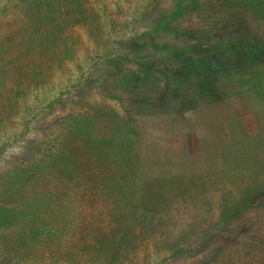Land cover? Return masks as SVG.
Returning a JSON list of instances; mask_svg holds the SVG:
<instances>
[{"label":"rangeland","instance_id":"obj_1","mask_svg":"<svg viewBox=\"0 0 264 264\" xmlns=\"http://www.w3.org/2000/svg\"><path fill=\"white\" fill-rule=\"evenodd\" d=\"M178 1L0 0V264H264V0H182L147 102L103 84ZM193 44L225 60L197 99L159 69Z\"/></svg>","mask_w":264,"mask_h":264},{"label":"trees","instance_id":"obj_2","mask_svg":"<svg viewBox=\"0 0 264 264\" xmlns=\"http://www.w3.org/2000/svg\"><path fill=\"white\" fill-rule=\"evenodd\" d=\"M181 2V4H179ZM176 4H179L176 6ZM175 6V10L170 14V13H165L162 17H159V20H157L156 22V27L155 28H146L145 31H143L142 33L138 34L137 36L131 35L127 38V40H125L123 43L125 45V47H127V49H131V48H135L137 47H141V50L143 52V54H140L139 56L142 57V60H138L137 59V55L136 54H132L130 51H112L105 59V63L101 66H111L113 67L115 73L110 77L109 80H107L106 82H102L103 84L109 85L112 84L113 82L115 83L114 87L117 89H122L123 91H126L130 88V90L133 91V95L135 96H124L121 97V99L126 98L128 100L131 101V103H135V106L144 104L147 102V100L149 99V96L146 95L145 93L140 92V88L139 86L145 83H150L149 81H151L149 74H145V77L143 76V74H140L139 76H134V74L132 75H128L130 73H133L132 71V66L134 65V63H139L141 65L140 70L141 72H145L147 70V72H150L153 70V66L156 65L154 60H150L148 58V60H144V56L145 55H150V53H155L159 48L162 49L165 46H167V40L164 39V35H166L167 33V29L168 27L172 26L173 27H177V24L179 23V17L180 14L184 11V5L182 0L176 2ZM181 29L178 28L176 30H174L175 35L181 36V35H188V36H192L194 35L193 32H182L180 31ZM163 46V47H162ZM231 48L232 46L229 45ZM139 47V48H140ZM173 48V49H172ZM194 48V49H193ZM176 48H174L172 45H170V51L173 50V52H175ZM233 49V48H232ZM178 51H180V48H177ZM187 50V49H186ZM188 51V50H187ZM219 49H214L212 50V48L209 50V48H207L206 46H202V45H192V49L189 52H195L197 53L201 58L199 59V64L196 63L193 58H186L184 59L185 61L173 66L172 68H168L170 64H172L175 60L174 58L172 59H167L165 62V66L161 67L159 69H164V70H170V74L172 75L174 81H175V88H177V90H175V93L178 94V92L181 90L183 91V89L185 87H187V85H185V79L187 78V81H191L193 82L194 85H192V89L194 91L195 88V93H193V97H191V99H197V95L199 96L200 93L198 92V90L202 93L208 94L210 89H213V85L212 84V79H213V75L214 74V68L218 65V67H220L221 63H225L224 58H218L215 57L217 56L216 53H218ZM223 51V50H222ZM221 51V52H222ZM172 52V51H171ZM222 55V54H221ZM181 59V58H180ZM179 60V59H178ZM242 60H240L237 64V66H239L240 62ZM180 62V60L178 61ZM203 75V77L201 76V78L199 79L200 75ZM128 75V76H126ZM197 76V78H196ZM99 79V78H97ZM97 79H90V81H83L81 82V85L78 86V89L80 92L84 91L86 88H88L91 85H94L93 81H97ZM93 80V81H92ZM159 83H157L158 85ZM180 86V87H179ZM136 87V88H135ZM207 87V89H206ZM198 89V90H197ZM206 89V90H205ZM118 91V90H117ZM140 92V93H139ZM139 93V94H138ZM138 94V95H137ZM119 96V95H118ZM128 97V98H127ZM120 99V98H119ZM152 101H154L156 104L158 105H162L163 102L160 100V98H156L153 99ZM125 126H127L125 124ZM127 141V140H126ZM122 142H125L122 141ZM115 159H118L117 157H115ZM119 160V159H118ZM119 175V177H121V175L119 173H117ZM185 176H187L186 174H183L181 178H185ZM190 176L188 175V178ZM140 181V180H139ZM259 206V205H258ZM240 208H236L233 211H231V215L232 216H236L238 214H242L244 212L243 209ZM157 211V208L152 210V213L155 214V212ZM159 212V211H158ZM228 212L223 213V215H226ZM223 217V216H222ZM232 218V217H231ZM228 219V218H226ZM224 219V220H226ZM230 219V218H229ZM219 226H216L215 229H217V231H219Z\"/></svg>","mask_w":264,"mask_h":264}]
</instances>
